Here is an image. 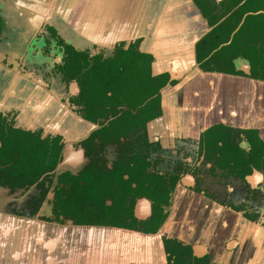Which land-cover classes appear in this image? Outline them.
<instances>
[{
  "label": "flooded vegetation",
  "instance_id": "flooded-vegetation-1",
  "mask_svg": "<svg viewBox=\"0 0 264 264\" xmlns=\"http://www.w3.org/2000/svg\"><path fill=\"white\" fill-rule=\"evenodd\" d=\"M219 3L201 1L206 16L224 19L197 45V56L218 50L228 56L220 67L230 56L264 61V0ZM6 10L0 3V42ZM214 36L218 43L209 49ZM132 45L138 50L123 42L79 50L42 23L23 56H0V66L25 82L13 95L0 90V209L122 233L119 245L95 252L93 264H224L174 228L231 229L219 208L264 227V144L255 133L222 126L196 138L163 136L155 120L169 77L159 85L163 74H152V56H123ZM193 197L209 211L203 224ZM149 235L160 236L161 250L134 243ZM77 264H90L89 256Z\"/></svg>",
  "mask_w": 264,
  "mask_h": 264
},
{
  "label": "crops",
  "instance_id": "crops-1",
  "mask_svg": "<svg viewBox=\"0 0 264 264\" xmlns=\"http://www.w3.org/2000/svg\"><path fill=\"white\" fill-rule=\"evenodd\" d=\"M13 1L19 5L0 0L7 8L6 36L0 42V56H23L42 23L54 27L44 6L57 8L59 0ZM201 1L69 0L68 4L73 27L84 33L91 29L97 31L91 47L97 45L96 41L101 47L109 43L114 46L117 42H123L126 47L137 44L141 53L152 56V74L168 75L169 82L160 90L161 114L155 120L159 132L165 134L163 136L170 140L196 138L202 131L222 126L255 133L264 144V61L259 60L260 57L237 56L234 62L235 56H230L228 65L220 67L228 56H217L218 50L212 54L215 56L212 61L204 62L211 56L199 61L197 45H203L208 32L222 23H215L218 17L220 21L224 19L222 13H207L212 25L209 24ZM209 2L212 6L220 5L219 0ZM217 39V36L211 38L206 47L216 48ZM11 73L0 66L2 94L13 95L17 88L25 86L21 77ZM193 203L197 206L194 214L200 216L198 219L203 224L205 213L209 212L204 207L205 201L193 197ZM221 210L224 209L219 208V213L228 216L232 223L231 229L186 233L175 227L174 232L188 243H200L208 248L218 263L264 264V227ZM180 221L184 220L176 219L177 223ZM58 229L64 231L66 239L65 242L58 240L56 246L52 237ZM71 229L64 227L63 230L57 224L12 216L0 209V264H59L61 258L56 248L63 250L68 246L66 243H73L67 254L72 255L82 246L80 242H74L73 235L68 236ZM85 234L95 235L97 239L106 235L98 230ZM27 237L31 240L26 241ZM135 240L134 243L140 242L154 250L162 247L160 236H139ZM33 253L37 259L31 261Z\"/></svg>",
  "mask_w": 264,
  "mask_h": 264
},
{
  "label": "water",
  "instance_id": "water-1",
  "mask_svg": "<svg viewBox=\"0 0 264 264\" xmlns=\"http://www.w3.org/2000/svg\"><path fill=\"white\" fill-rule=\"evenodd\" d=\"M68 1L69 0H59L56 3L58 5L57 8H55L54 6L52 7L44 6L45 8L48 9V15H49L48 20L49 22L51 21L50 24L54 26L58 34L65 41H68L70 44H72L75 48L82 49L86 47H91L93 41L95 40L94 38L95 36L98 35V33L97 31L95 32L94 29H91L90 32L84 33L82 30H79L78 28H76V26L75 27L72 26L71 20H70V5L68 4ZM5 2L7 4L19 5L18 3H15L13 0H5ZM64 5L66 6L64 9H62ZM32 15L36 16L37 14L32 13ZM96 43L97 45L100 44L98 41H96ZM102 47L104 46L102 45ZM110 47H113L111 43L105 46L106 49H109ZM45 229L46 228H44V230ZM63 230H64V227H63ZM71 230L72 232L68 234V236L70 237L71 235H73L72 237L74 239V242L78 241L80 242L82 246H79L74 253H71L72 255H67V254L69 253L71 249L70 247L72 246L73 243L71 245L69 244V242L66 243L68 246L63 247V250H59L58 248H56L61 258L59 264H77L78 261L81 260V258H83L85 255L89 256L90 264H93L95 257L97 256L95 252H98L109 245H115V244L119 245L123 238V234L118 231L99 230V232H104L106 235L102 239H99V238L94 239L95 235L85 234V233L87 231L94 232L96 229H91L83 225H79V227L77 226L75 228H72ZM28 239L30 238L27 237L26 241H28ZM52 239L56 241V246H57V243L59 242L58 240L65 242L64 240L66 239V235L64 231H61L60 229H58V232L56 233L55 237L54 236L52 237ZM88 242H91L90 247L86 248V246L89 245L87 244ZM80 244H77V245H80ZM35 259H37V255L36 253H33V257L31 261Z\"/></svg>",
  "mask_w": 264,
  "mask_h": 264
},
{
  "label": "trees",
  "instance_id": "trees-1",
  "mask_svg": "<svg viewBox=\"0 0 264 264\" xmlns=\"http://www.w3.org/2000/svg\"><path fill=\"white\" fill-rule=\"evenodd\" d=\"M70 48H71V51L75 52L71 46H70ZM72 55L73 54L71 53L70 56H72ZM123 56H149V55H145V54L141 53L140 51L137 50L135 45H132L128 49H123ZM202 57H205V56H198V60L200 61V59ZM214 58H215V56H211L209 59H207L205 61V63H208V62L212 61ZM203 66L204 65L202 64V67ZM167 76H168L167 74H163V75H161L159 77V79H160L159 85H164L165 84V82L167 81Z\"/></svg>",
  "mask_w": 264,
  "mask_h": 264
}]
</instances>
